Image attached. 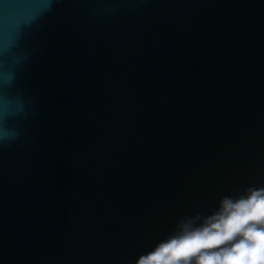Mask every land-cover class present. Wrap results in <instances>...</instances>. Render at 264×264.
I'll return each instance as SVG.
<instances>
[{
  "label": "water",
  "instance_id": "95a60500",
  "mask_svg": "<svg viewBox=\"0 0 264 264\" xmlns=\"http://www.w3.org/2000/svg\"><path fill=\"white\" fill-rule=\"evenodd\" d=\"M249 188L264 0H0V264H136Z\"/></svg>",
  "mask_w": 264,
  "mask_h": 264
},
{
  "label": "clouds",
  "instance_id": "9594fccd",
  "mask_svg": "<svg viewBox=\"0 0 264 264\" xmlns=\"http://www.w3.org/2000/svg\"><path fill=\"white\" fill-rule=\"evenodd\" d=\"M196 221L201 218L182 222L136 264H264V188L225 197L217 211Z\"/></svg>",
  "mask_w": 264,
  "mask_h": 264
}]
</instances>
